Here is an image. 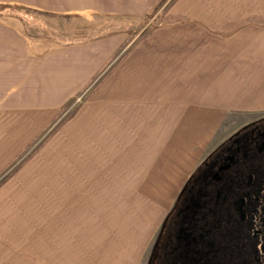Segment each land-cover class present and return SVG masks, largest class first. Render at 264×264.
Masks as SVG:
<instances>
[{
	"label": "crops",
	"instance_id": "crops-1",
	"mask_svg": "<svg viewBox=\"0 0 264 264\" xmlns=\"http://www.w3.org/2000/svg\"><path fill=\"white\" fill-rule=\"evenodd\" d=\"M57 1L63 12L87 8L141 17L152 14L162 0ZM121 40L61 44L27 33L17 18L0 17V169L50 124L58 108L96 74ZM133 57L135 61L122 62L120 70L98 87L72 121L75 129L95 128L93 136H73L95 155L74 151L72 162H63V155L57 158L71 167L64 189L71 190L67 188L71 184L81 190V176L91 175L82 166L90 167L106 144L114 148L119 143L121 158L136 159L140 153V177H147L140 179L136 190L167 193L165 210L152 215L140 206L135 234L127 225H117L122 233L111 246L118 264H148L150 240L152 244L168 220L190 177L221 144L218 128L224 126L228 112L264 111V0H183L182 6L167 8L164 20L140 33V49ZM127 119L138 121L137 133ZM131 143L140 147L131 148ZM76 148L81 150V145ZM96 224L92 220L89 227L90 243ZM99 227L100 235L104 227ZM93 249L90 246L89 264L97 262H91ZM102 257L106 263L107 257Z\"/></svg>",
	"mask_w": 264,
	"mask_h": 264
},
{
	"label": "rangeland",
	"instance_id": "rangeland-1",
	"mask_svg": "<svg viewBox=\"0 0 264 264\" xmlns=\"http://www.w3.org/2000/svg\"><path fill=\"white\" fill-rule=\"evenodd\" d=\"M31 1L33 4L26 5L0 0V17L17 18L27 33L48 37L61 44H87L112 37H122V40L82 89L58 108L50 124L19 148L0 169V264H89L90 246L94 247L91 262L118 264L116 251L112 253L111 246L113 238L122 233L118 226L127 225L129 233L135 234L140 206L152 215L158 209L165 210L169 204L167 193L139 191L140 179L147 177H140V153L135 154L139 156L136 159L121 158L119 143L114 144V148L113 144H106L96 153L98 157L91 160L90 167L82 166L81 170H91V175L81 174V190L71 184L67 185V188L72 187L71 190L64 189L71 178V167L59 163L57 158L63 155V162H72L70 157L74 151L95 155L84 142L73 141L74 134L82 135V139L86 135L93 136L95 128L88 130L77 126L75 129L72 121L95 96L98 87L120 70L122 62L128 64L136 60L133 54L140 49V33L164 20L167 8L182 6L183 0H162L152 14L141 17L134 13L90 12L87 8L63 12L58 8L57 0ZM228 113L224 126L218 128L221 143L237 129L264 118V111ZM125 122L133 124L131 130L134 133L140 130V126L135 125L137 120ZM80 145L81 150L76 148ZM136 146L140 147V143L130 144L131 148ZM82 152L81 158L88 160V155ZM106 214L107 222L103 224L101 221ZM89 219L97 221L91 243ZM100 225L104 227V233L99 235ZM159 235L154 237L152 244L150 240V245L149 235H145V243L152 254L155 244L158 246L155 252L164 245V238Z\"/></svg>",
	"mask_w": 264,
	"mask_h": 264
},
{
	"label": "flooded vegetation",
	"instance_id": "flooded-vegetation-1",
	"mask_svg": "<svg viewBox=\"0 0 264 264\" xmlns=\"http://www.w3.org/2000/svg\"><path fill=\"white\" fill-rule=\"evenodd\" d=\"M160 233L148 264H264V118L203 160Z\"/></svg>",
	"mask_w": 264,
	"mask_h": 264
}]
</instances>
